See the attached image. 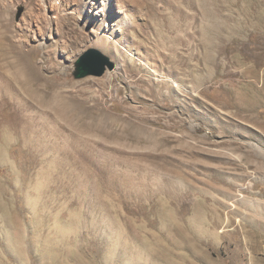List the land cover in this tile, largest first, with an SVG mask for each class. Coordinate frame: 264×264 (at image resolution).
Segmentation results:
<instances>
[{
  "label": "rangeland",
  "instance_id": "374dc122",
  "mask_svg": "<svg viewBox=\"0 0 264 264\" xmlns=\"http://www.w3.org/2000/svg\"><path fill=\"white\" fill-rule=\"evenodd\" d=\"M9 83L0 264H264V0H0Z\"/></svg>",
  "mask_w": 264,
  "mask_h": 264
},
{
  "label": "bare ground",
  "instance_id": "6f19581e",
  "mask_svg": "<svg viewBox=\"0 0 264 264\" xmlns=\"http://www.w3.org/2000/svg\"><path fill=\"white\" fill-rule=\"evenodd\" d=\"M30 74V67L27 66L23 70V75L26 82L32 80V76ZM10 81H12V79ZM9 88L12 89V84L10 85V83L5 87L2 86V88H0L1 94L3 92V94H7L2 97L0 96V157H14L13 154L19 152V150L14 151V146H16V144L27 145L30 143H35V140L32 136V131L35 129L34 125L31 123V121L23 118L24 109L26 108H23L21 104L18 103L16 99L17 97L15 95L10 94ZM14 89H16L15 86L13 87V90ZM38 138H40V136ZM25 145L23 146L26 147ZM32 149L33 147L31 150Z\"/></svg>",
  "mask_w": 264,
  "mask_h": 264
},
{
  "label": "water",
  "instance_id": "95a60500",
  "mask_svg": "<svg viewBox=\"0 0 264 264\" xmlns=\"http://www.w3.org/2000/svg\"><path fill=\"white\" fill-rule=\"evenodd\" d=\"M98 56L101 60L99 64L93 61V56ZM106 67L110 71L114 70V64L109 62V60L103 57L99 52H91L86 54L82 60L79 62V72L78 78H85L88 76L101 77L106 72Z\"/></svg>",
  "mask_w": 264,
  "mask_h": 264
}]
</instances>
